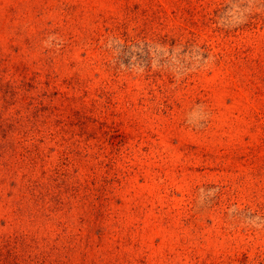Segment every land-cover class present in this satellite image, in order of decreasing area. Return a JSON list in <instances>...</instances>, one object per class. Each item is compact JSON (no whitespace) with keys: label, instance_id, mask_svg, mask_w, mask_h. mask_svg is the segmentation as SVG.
I'll use <instances>...</instances> for the list:
<instances>
[{"label":"rangeland","instance_id":"obj_1","mask_svg":"<svg viewBox=\"0 0 264 264\" xmlns=\"http://www.w3.org/2000/svg\"><path fill=\"white\" fill-rule=\"evenodd\" d=\"M0 264H264V0H0Z\"/></svg>","mask_w":264,"mask_h":264}]
</instances>
